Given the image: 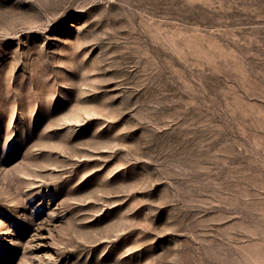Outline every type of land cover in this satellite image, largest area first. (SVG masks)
<instances>
[{"label": "rangeland", "instance_id": "1", "mask_svg": "<svg viewBox=\"0 0 264 264\" xmlns=\"http://www.w3.org/2000/svg\"><path fill=\"white\" fill-rule=\"evenodd\" d=\"M0 264H264V0H0Z\"/></svg>", "mask_w": 264, "mask_h": 264}]
</instances>
